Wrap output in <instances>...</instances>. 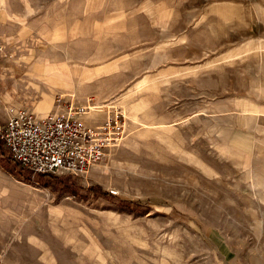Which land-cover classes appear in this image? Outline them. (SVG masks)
Here are the masks:
<instances>
[{
	"label": "rangeland",
	"instance_id": "rangeland-1",
	"mask_svg": "<svg viewBox=\"0 0 264 264\" xmlns=\"http://www.w3.org/2000/svg\"><path fill=\"white\" fill-rule=\"evenodd\" d=\"M44 91L124 137L81 175L0 138V264H264V0H0V125Z\"/></svg>",
	"mask_w": 264,
	"mask_h": 264
},
{
	"label": "built area",
	"instance_id": "built-area-1",
	"mask_svg": "<svg viewBox=\"0 0 264 264\" xmlns=\"http://www.w3.org/2000/svg\"><path fill=\"white\" fill-rule=\"evenodd\" d=\"M57 102L58 108L44 116L28 108L13 112L0 125V138L7 155L33 174H85L122 141L121 113L91 124L86 120L90 106L76 104L64 94Z\"/></svg>",
	"mask_w": 264,
	"mask_h": 264
},
{
	"label": "crops",
	"instance_id": "crops-1",
	"mask_svg": "<svg viewBox=\"0 0 264 264\" xmlns=\"http://www.w3.org/2000/svg\"><path fill=\"white\" fill-rule=\"evenodd\" d=\"M36 68L40 69V71L43 72H48V80L50 83H55L54 81L61 80L63 79V76H67L70 73V67L67 62H60V63H49L48 61L45 62H39L38 64L35 65ZM74 94V93H71ZM87 102L91 101H86L84 105H87ZM92 103V102H91ZM53 104V95L49 92H43V98H41L38 103L36 104L34 111L39 115V116H44L46 115L49 110L51 109V106ZM91 109L87 111L88 115L94 116L101 110H95L93 106H90ZM0 188H1V182H0Z\"/></svg>",
	"mask_w": 264,
	"mask_h": 264
},
{
	"label": "trees",
	"instance_id": "trees-1",
	"mask_svg": "<svg viewBox=\"0 0 264 264\" xmlns=\"http://www.w3.org/2000/svg\"><path fill=\"white\" fill-rule=\"evenodd\" d=\"M4 165H5L6 168H8L9 170H11L12 172H15L17 170V166L16 165L19 166V162H16V165H15L16 167L13 166V165H11L10 162H4ZM40 174L43 175L44 173H40ZM48 174H51V173H48Z\"/></svg>",
	"mask_w": 264,
	"mask_h": 264
},
{
	"label": "bare ground",
	"instance_id": "bare-ground-1",
	"mask_svg": "<svg viewBox=\"0 0 264 264\" xmlns=\"http://www.w3.org/2000/svg\"><path fill=\"white\" fill-rule=\"evenodd\" d=\"M39 116V115H38Z\"/></svg>",
	"mask_w": 264,
	"mask_h": 264
}]
</instances>
